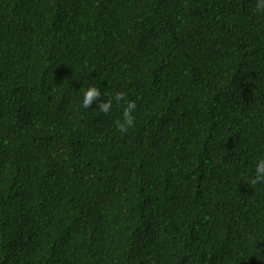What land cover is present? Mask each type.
<instances>
[{
    "label": "trees",
    "instance_id": "obj_1",
    "mask_svg": "<svg viewBox=\"0 0 264 264\" xmlns=\"http://www.w3.org/2000/svg\"><path fill=\"white\" fill-rule=\"evenodd\" d=\"M262 157L257 0H0V264H264Z\"/></svg>",
    "mask_w": 264,
    "mask_h": 264
},
{
    "label": "clouds",
    "instance_id": "obj_2",
    "mask_svg": "<svg viewBox=\"0 0 264 264\" xmlns=\"http://www.w3.org/2000/svg\"><path fill=\"white\" fill-rule=\"evenodd\" d=\"M257 8L264 9V0H257ZM100 95V91L95 86H90L83 91L82 106L89 107L91 103L96 100ZM124 93L117 92L112 98L106 100L98 105V109L103 113H108L109 109L112 107V101L115 100L118 104L123 100ZM127 106L123 110L122 119L116 121V127L121 133H125L129 128L134 126V117L132 112L136 108L134 101H127ZM255 173L254 175L246 181L250 185H256L258 183H264V157L259 158L254 163Z\"/></svg>",
    "mask_w": 264,
    "mask_h": 264
}]
</instances>
